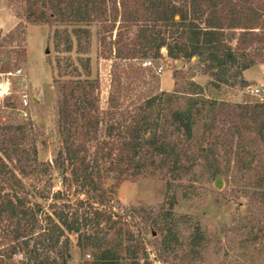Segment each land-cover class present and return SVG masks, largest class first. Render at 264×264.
<instances>
[{
	"label": "trees",
	"instance_id": "obj_1",
	"mask_svg": "<svg viewBox=\"0 0 264 264\" xmlns=\"http://www.w3.org/2000/svg\"><path fill=\"white\" fill-rule=\"evenodd\" d=\"M10 1L29 23L57 25L56 47L79 56L56 63L52 162L39 161L32 127L0 126V264H69L74 239L84 264H264V100L209 98L181 71L172 92L137 89L163 50L197 58L217 89L249 86L244 72L264 64V0ZM93 28L112 69L136 71L126 84L114 75L106 106L84 57ZM139 177L164 179V202L116 207L108 182ZM218 178L247 199L220 232L176 211Z\"/></svg>",
	"mask_w": 264,
	"mask_h": 264
},
{
	"label": "rangeland",
	"instance_id": "obj_2",
	"mask_svg": "<svg viewBox=\"0 0 264 264\" xmlns=\"http://www.w3.org/2000/svg\"><path fill=\"white\" fill-rule=\"evenodd\" d=\"M26 17L22 5L0 0V126L27 125L37 131L38 158L40 162L46 163L54 160L61 146L58 133L59 94L54 82L56 63L59 58L71 57L76 60L79 54L76 47L70 54L63 52V45L59 49L56 47L54 32L57 25H35L29 23ZM22 24L25 34L21 33ZM93 34L89 54L84 57L91 58L93 76L100 80L101 102L106 106L114 75L120 74L126 84L128 77L136 74V71L129 67V62L124 63L120 70H113L114 60L103 58L95 28ZM162 53L163 57L152 60L153 65L144 71L145 83H139L136 87L138 91L146 92L147 95L172 92L175 89L173 75L181 71L186 77L193 76L204 87L205 95L209 98L232 103L264 100V94L256 95L248 91L249 87L264 89V64L252 67L248 75L256 73L255 76L263 78L262 83H251L247 87L221 86L217 89L210 84L209 75L199 74L201 66L197 58L190 62L175 61L167 56L166 50ZM135 65L138 66L137 63ZM7 73L11 74L5 75ZM27 182L31 183L29 180ZM53 183L56 188L60 187L56 173ZM108 184L114 188L116 207L159 206L165 200L166 181L161 178L111 179ZM233 189L234 186L226 178L199 185L191 200H180L176 211L192 215L211 230L220 232L222 227L230 225L239 213L246 210L247 199L237 197L231 192ZM73 242L69 264H84L75 239Z\"/></svg>",
	"mask_w": 264,
	"mask_h": 264
},
{
	"label": "crops",
	"instance_id": "obj_3",
	"mask_svg": "<svg viewBox=\"0 0 264 264\" xmlns=\"http://www.w3.org/2000/svg\"><path fill=\"white\" fill-rule=\"evenodd\" d=\"M252 70H253V68H251V69H249V70H247V71L244 72V78H245V80L249 84H251V83H258V84L262 83L263 82V78H258L257 76H255L254 74H256V73H251V75L248 76L249 75V72H251Z\"/></svg>",
	"mask_w": 264,
	"mask_h": 264
},
{
	"label": "built area",
	"instance_id": "obj_4",
	"mask_svg": "<svg viewBox=\"0 0 264 264\" xmlns=\"http://www.w3.org/2000/svg\"><path fill=\"white\" fill-rule=\"evenodd\" d=\"M9 74H11V73H7L5 75H9ZM1 88H2V86H0V90H1ZM248 91L251 92L252 94L256 93V95L264 94V89H262V88L261 89H258V88L255 89V88L249 87ZM4 94L8 95L7 93H4Z\"/></svg>",
	"mask_w": 264,
	"mask_h": 264
}]
</instances>
